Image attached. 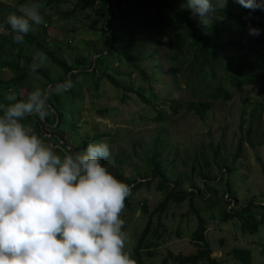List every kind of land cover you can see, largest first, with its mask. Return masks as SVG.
Returning a JSON list of instances; mask_svg holds the SVG:
<instances>
[{"label": "trees", "instance_id": "1", "mask_svg": "<svg viewBox=\"0 0 264 264\" xmlns=\"http://www.w3.org/2000/svg\"><path fill=\"white\" fill-rule=\"evenodd\" d=\"M27 1L18 0L17 6H2L0 11V25L7 29L5 33H0V72L9 69L14 73L12 77L1 79L0 82L5 90L13 89L17 97V101L0 99V104L21 101L19 91L34 76L44 80L42 89L61 84L65 80L72 81L73 86L68 91L48 98L49 111L45 120H40L38 116H25L22 123L43 142L53 143L57 147L52 148L56 154L65 155L69 149L82 152L89 143L95 141L109 145L110 157L102 163L106 168L112 163L114 173L107 168L110 174L130 186L131 194L126 198L125 206L140 208L149 219L133 248L132 259L136 264H143L142 255L146 248L159 246L158 243L147 241L152 219L155 215L165 214L173 203L188 201L187 216L193 215L197 219L191 234V243L196 252L176 257L168 253L164 264L169 259H174L175 264H224L212 256L214 251L207 241L210 224L213 227L236 221L241 223L242 233L258 235L264 227V199L238 206L239 197L233 185L242 180L236 177L235 162L242 156V144L252 143L258 106L250 111L248 123L244 118L240 119V126L246 123L247 131L246 137L235 145V150L216 145L210 139L196 150L190 171L181 173L170 169L171 165L165 157L166 147L158 136L153 146L144 144L146 152L141 153L138 149L134 156L138 164L135 173L125 177L119 166L124 161L119 154L113 153L118 135L107 132L93 138L85 137L80 134L79 124L81 118L91 113L92 109L88 105L95 107V98L100 97L99 86L103 81L120 91L121 117L140 116L149 121L165 123L171 118L177 117L179 121L194 116L204 122L217 100L228 102L232 99L228 87L240 89L254 82L264 84V53L256 51V55H239L245 45L255 52V43L248 42L247 33L251 27L264 34V10L253 11L242 7L236 0H228L225 7L217 9L213 23L204 28L199 25V18L193 17L187 7V0H78L76 9L90 10L93 6L98 7L104 20L99 35L102 44L100 48L93 44L88 48L87 56H77L72 63H68L56 53L63 52V45L73 42V36L66 37L64 41L46 43L40 40V31L35 36L29 32L25 36V45L19 47L20 44L13 43L6 20L9 14L21 15L19 7ZM41 2L51 6L59 0L38 1ZM5 11L7 14H4ZM46 22L50 23V19H46ZM41 26L46 30L45 23ZM224 42L235 50L232 55L219 51L218 44ZM32 51H43L46 54L50 62L48 67L55 68L56 78L43 67L35 75H29ZM160 54L168 65L171 82L167 84H163L161 78L147 74L143 66L147 61H155ZM21 60H25L26 64L22 65ZM153 67L154 75L161 72L159 64L155 63ZM183 83L198 87L189 101L172 97ZM135 104L139 106L137 111H134ZM98 113L106 116L108 111L104 109ZM152 186L163 196L153 211L144 202L130 200L135 194L149 192ZM222 187L225 188L223 196L227 194V198L222 197L223 203L222 198L215 197V193ZM200 201L204 209L200 206L197 208L196 202ZM220 201L223 206L216 210L215 205ZM155 234L157 239L161 238L158 229ZM229 255L240 264H250L252 261L251 248H234Z\"/></svg>", "mask_w": 264, "mask_h": 264}, {"label": "rangeland", "instance_id": "2", "mask_svg": "<svg viewBox=\"0 0 264 264\" xmlns=\"http://www.w3.org/2000/svg\"><path fill=\"white\" fill-rule=\"evenodd\" d=\"M32 1L28 0L26 4ZM77 1L59 0V2L53 3L51 6H47L45 2L39 3L41 5L40 14L47 28L46 30L42 28L41 25L43 23L40 25L33 24L30 30L33 36L40 31L42 34L40 40H45L46 43L64 41L66 37L70 38L73 36V42L71 41L69 45L64 44L63 52L57 51L56 53L57 56L68 63H72L77 56H87L88 48L93 44H97L99 48L102 44V38H99V35L101 36L100 29L104 25V20L98 7L93 6L90 10L76 9ZM17 2L18 0H0V11L2 6H17ZM20 9L21 7H19V11ZM4 14H7V11ZM46 19H50V23L46 22ZM198 22L201 27H207L202 25L200 21ZM247 36L249 37L248 42L253 41L255 43V48L253 49L255 52L253 53L250 46L245 45L239 55L245 53L256 55V51L264 53V42H261L264 41V34L260 32L259 36H252L248 32ZM22 45L25 44H20L19 47ZM218 45L219 51L225 55L230 56L235 52L226 42ZM49 48L53 49L50 45ZM30 53V57H33L35 52L32 51ZM15 55L16 52L13 56L15 57ZM21 63L25 65L26 61L21 60ZM155 63L159 64L158 69L161 70L157 75L153 74ZM49 64V59H47L42 67L53 78H56L55 68L53 66L48 67ZM143 66L146 67L147 74L161 78L163 84L171 82L168 75V65L163 55L160 54L155 61H147ZM4 72L2 69L0 80H7L14 75L9 69H4ZM43 81L41 77L34 76L19 91L21 99L26 100L27 94L36 88L42 89ZM190 81L192 80L190 79ZM99 87L98 94L100 97L95 98V107L88 105L92 109L91 113L80 119V134L85 137L90 136V138L107 132L118 135L113 153L119 154L121 156L120 159L124 161L119 166L121 174L125 177H131L135 173L138 164L134 156L138 153V149L141 153L142 151L146 152L144 144L147 143L149 147L153 146L158 136L161 137L166 147L165 157L166 161L171 165L170 169H174L178 173L190 171L196 150L201 144H206L210 139L216 145L221 144L230 151L235 150V145L241 138L244 139L246 137L247 131V124L243 123L240 126V119L244 118L248 123L247 119L250 111L254 106H258L255 133L251 137L252 143L244 142L242 144V156L235 162V167L237 168L236 177H240L242 180L233 183V185L239 197L238 206L264 199V84L254 82L240 89L228 87L232 99L228 102H222V99L217 100L213 110L208 113L204 122L197 117L189 116L179 121H177V117L171 118L165 123L149 121L140 116L133 118H129V116L121 117V110H119L120 91L114 89L107 81H103ZM6 91L8 90H5L0 82V99H6L7 95L15 92L13 89ZM197 91L198 87L183 83L181 89L174 93L172 97L189 101L193 98L192 93ZM138 108V104H135L134 111H137ZM104 109L108 111L106 116L98 113V111H103ZM50 137L51 135L48 136V138ZM44 143L51 148H57L51 142ZM94 143L99 142L95 141ZM57 154L60 155L59 153ZM113 167L112 163L107 166L112 172ZM223 192H225V188L222 187L221 190L215 193L216 199L227 198V194L223 196ZM162 198V194L155 189V186H152L149 192L144 191L140 195L135 194L130 200L144 202L148 205L149 210L153 211ZM221 201L215 205L216 210L223 206ZM196 204L197 208L200 206L201 209H204L201 201L196 202ZM230 209L231 207L228 208V210ZM188 210V201L182 204L173 203L165 214L153 217L151 232L147 237V241L158 243L159 246L144 250L142 255L143 264H164L163 261L167 258L168 253H172L176 257L178 255L187 256L196 252L191 243V234L196 227L197 219L193 215L187 216ZM202 213L207 215L205 212ZM121 219L124 221L122 231L127 237L125 251L132 258L134 245L148 223V215H145L138 207L124 206ZM240 227L241 223L236 221L224 222L213 227L211 224L208 226L207 241L214 251L212 256L224 264H240L229 253L234 248H251L252 261L250 264L264 263V227L255 236L242 233ZM156 229L161 235L160 239H157ZM167 264H175L174 259H169Z\"/></svg>", "mask_w": 264, "mask_h": 264}, {"label": "clouds", "instance_id": "3", "mask_svg": "<svg viewBox=\"0 0 264 264\" xmlns=\"http://www.w3.org/2000/svg\"><path fill=\"white\" fill-rule=\"evenodd\" d=\"M228 0H187L193 17L213 23ZM250 10H264V0H236ZM38 2L9 14L12 41L23 44L33 24L44 22ZM7 29L0 25V32ZM259 36L260 30L249 28ZM47 61L36 51L33 76ZM71 80L36 88L26 100L0 104V264H136L125 251L121 213L130 186L115 178L102 161L110 157L105 142L58 155L22 123L25 116H48V98L68 91ZM17 101L15 94L6 96Z\"/></svg>", "mask_w": 264, "mask_h": 264}, {"label": "water", "instance_id": "4", "mask_svg": "<svg viewBox=\"0 0 264 264\" xmlns=\"http://www.w3.org/2000/svg\"><path fill=\"white\" fill-rule=\"evenodd\" d=\"M97 57H95L94 59H96Z\"/></svg>", "mask_w": 264, "mask_h": 264}]
</instances>
